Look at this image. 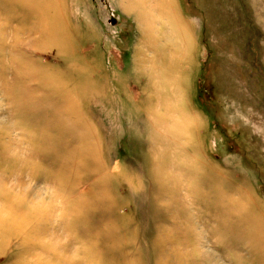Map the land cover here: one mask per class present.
<instances>
[{
  "label": "rangeland",
  "instance_id": "374dc122",
  "mask_svg": "<svg viewBox=\"0 0 264 264\" xmlns=\"http://www.w3.org/2000/svg\"><path fill=\"white\" fill-rule=\"evenodd\" d=\"M0 264H264V0H0Z\"/></svg>",
  "mask_w": 264,
  "mask_h": 264
}]
</instances>
